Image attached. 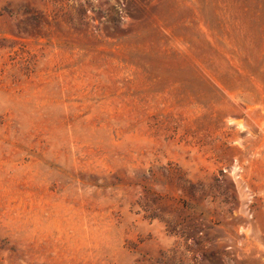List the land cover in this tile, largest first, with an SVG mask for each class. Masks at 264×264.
<instances>
[{"label": "rangeland", "instance_id": "1", "mask_svg": "<svg viewBox=\"0 0 264 264\" xmlns=\"http://www.w3.org/2000/svg\"><path fill=\"white\" fill-rule=\"evenodd\" d=\"M0 264H264V0H0Z\"/></svg>", "mask_w": 264, "mask_h": 264}]
</instances>
